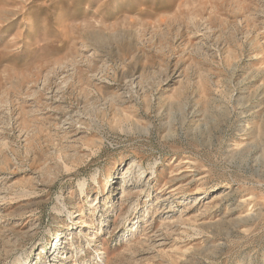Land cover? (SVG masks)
Returning <instances> with one entry per match:
<instances>
[{
    "label": "rangeland",
    "instance_id": "1",
    "mask_svg": "<svg viewBox=\"0 0 264 264\" xmlns=\"http://www.w3.org/2000/svg\"><path fill=\"white\" fill-rule=\"evenodd\" d=\"M0 264H264V0H0Z\"/></svg>",
    "mask_w": 264,
    "mask_h": 264
}]
</instances>
